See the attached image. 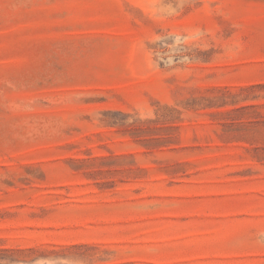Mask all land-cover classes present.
I'll return each mask as SVG.
<instances>
[{
    "label": "rangeland",
    "instance_id": "obj_1",
    "mask_svg": "<svg viewBox=\"0 0 264 264\" xmlns=\"http://www.w3.org/2000/svg\"><path fill=\"white\" fill-rule=\"evenodd\" d=\"M0 264H264V0H0Z\"/></svg>",
    "mask_w": 264,
    "mask_h": 264
}]
</instances>
